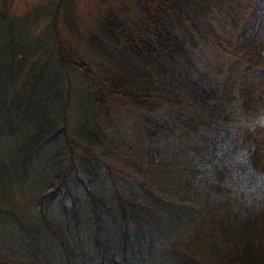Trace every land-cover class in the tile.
Wrapping results in <instances>:
<instances>
[{
	"label": "trees",
	"instance_id": "16d2710c",
	"mask_svg": "<svg viewBox=\"0 0 264 264\" xmlns=\"http://www.w3.org/2000/svg\"><path fill=\"white\" fill-rule=\"evenodd\" d=\"M59 7L0 3V264H264V0L108 9L98 73Z\"/></svg>",
	"mask_w": 264,
	"mask_h": 264
},
{
	"label": "rangeland",
	"instance_id": "374dc122",
	"mask_svg": "<svg viewBox=\"0 0 264 264\" xmlns=\"http://www.w3.org/2000/svg\"><path fill=\"white\" fill-rule=\"evenodd\" d=\"M59 1L61 2L58 3ZM2 2H5L16 16L43 3L53 7L60 5L56 16V30L62 43L69 48L71 53H76L85 60L97 73L105 68L111 69L108 64L93 55L86 44L88 38L97 34V19L106 10L115 11L119 7H123L130 18L137 17L139 13L135 10L137 0H0V3ZM44 27L43 24L39 27L41 33ZM184 235L186 231L182 230L180 237Z\"/></svg>",
	"mask_w": 264,
	"mask_h": 264
}]
</instances>
